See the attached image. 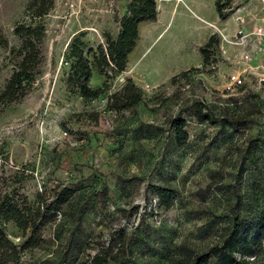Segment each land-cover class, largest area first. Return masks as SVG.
Here are the masks:
<instances>
[{
	"label": "rangeland",
	"instance_id": "1",
	"mask_svg": "<svg viewBox=\"0 0 264 264\" xmlns=\"http://www.w3.org/2000/svg\"><path fill=\"white\" fill-rule=\"evenodd\" d=\"M27 2L0 0V93L19 61L12 27ZM242 2L228 7L233 12ZM127 4L53 0L37 21L43 27L37 74L19 100L0 106V197H24L31 205L43 189L49 195L53 187L73 190L42 228V244L23 251L16 264H90L101 250L104 264H189L222 242L233 219L252 228L264 207V81L244 76L243 92L225 96L230 66L214 54L183 75L139 89L141 102L132 108L106 106L122 73L106 80L91 67L88 86L105 89L91 102L67 84L72 41L83 53L104 48ZM193 103L212 121L197 119ZM173 118L184 122L180 147L167 128ZM226 118L244 124L216 121ZM239 167L243 173L235 179ZM147 185L173 190L172 206L158 208ZM1 228L14 246L21 244L12 223ZM256 241L245 264H264V236Z\"/></svg>",
	"mask_w": 264,
	"mask_h": 264
},
{
	"label": "trees",
	"instance_id": "2",
	"mask_svg": "<svg viewBox=\"0 0 264 264\" xmlns=\"http://www.w3.org/2000/svg\"><path fill=\"white\" fill-rule=\"evenodd\" d=\"M126 14L118 21V31L114 39L106 38L105 47H97L94 51L83 53V45L76 40L69 46L70 57L73 59L67 84L77 92L84 102H91L98 98L103 88L91 89L88 81L91 76V67L106 80L110 75L120 74L125 67L126 58L134 47L137 39V26L141 22L154 21L156 7L154 0H127ZM231 0H215L214 9L220 21L226 19L232 12L228 7ZM53 0H28L21 19L12 27V34L20 41L18 50L19 61L0 93V106L19 100L30 87L37 68L41 62L40 45L43 38V27L38 20L46 15L52 8ZM223 11V12H222ZM231 11V12H230ZM28 19L25 23L24 19ZM217 39L211 34L206 42L197 48L202 64L207 59L214 57ZM90 53L89 57L87 56ZM184 72L180 74L183 75ZM141 102L139 89L128 79H124L120 88L109 94L106 106L112 109H127ZM111 109V108H110ZM190 110L200 121H212L208 112H202L197 103L190 105ZM227 126L241 127L244 120L226 118L216 120ZM167 128L173 133L176 146H182L186 141L183 130L184 122L178 118L169 121ZM243 173L241 167L236 172L235 179ZM234 186L231 185L230 188ZM156 199L158 208L168 210L175 199V192L171 189L147 185ZM73 195V190L63 186L53 187L50 195L41 190L35 195V200L28 205L24 197L19 201L11 200L4 194L0 197V264H16L20 255L25 250L38 248L43 242L41 230L54 221L60 207L65 205ZM12 223L19 231L22 242L14 246L5 236L2 224ZM254 233V234H253ZM257 235L264 236V207L259 213L256 223L252 228H246L237 219H233L231 227L218 245H213L204 252L194 254L189 264H209L211 259H216L217 264H245L246 258L253 254L254 247L259 242ZM104 251L94 254L90 264H104Z\"/></svg>",
	"mask_w": 264,
	"mask_h": 264
},
{
	"label": "crops",
	"instance_id": "3",
	"mask_svg": "<svg viewBox=\"0 0 264 264\" xmlns=\"http://www.w3.org/2000/svg\"><path fill=\"white\" fill-rule=\"evenodd\" d=\"M214 1L154 0L155 20L138 24L137 39L121 72L123 77L142 90L143 87L154 88L170 77L195 67L200 62L197 48L214 33L212 27L229 37L238 27L232 16L222 22L217 18ZM238 9L243 20L239 27L243 32L249 33L258 26H262L264 31L259 0H243ZM258 42V37L248 38L244 51L250 56V61L246 64L236 62V48L220 45L226 52L225 60L230 66L228 73H242L254 78L264 75L260 70L264 54L258 51Z\"/></svg>",
	"mask_w": 264,
	"mask_h": 264
},
{
	"label": "built area",
	"instance_id": "4",
	"mask_svg": "<svg viewBox=\"0 0 264 264\" xmlns=\"http://www.w3.org/2000/svg\"><path fill=\"white\" fill-rule=\"evenodd\" d=\"M179 1V0H178ZM260 3V11L263 14L261 18V25H264V0H259ZM241 10L236 8L230 17H233V21L235 25H237V29L233 33L232 36H226L223 34L221 31L215 29L212 27L214 30V35L216 36L217 39V47H216V52L215 54L220 57L226 59V52L223 47L220 45L224 46H231L234 47L238 50L236 54V62L239 63H247L250 61V56L244 51V47L248 41V38L250 36H255L259 38L258 42V51L264 54V31L262 26L255 27L251 32L245 33L241 30L239 27L240 24L243 23L242 17L240 16ZM260 70L264 72V64L260 67ZM243 80L244 76L242 73H227L224 77L223 84H222V92L225 96L231 97V96H236L239 95L243 92ZM261 81H264V75H260L257 77V84H259Z\"/></svg>",
	"mask_w": 264,
	"mask_h": 264
},
{
	"label": "water",
	"instance_id": "5",
	"mask_svg": "<svg viewBox=\"0 0 264 264\" xmlns=\"http://www.w3.org/2000/svg\"><path fill=\"white\" fill-rule=\"evenodd\" d=\"M120 81H122V79H119Z\"/></svg>",
	"mask_w": 264,
	"mask_h": 264
}]
</instances>
